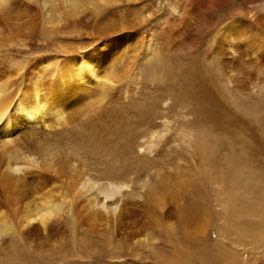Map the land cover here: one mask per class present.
Masks as SVG:
<instances>
[{
    "label": "rangeland",
    "instance_id": "obj_1",
    "mask_svg": "<svg viewBox=\"0 0 264 264\" xmlns=\"http://www.w3.org/2000/svg\"><path fill=\"white\" fill-rule=\"evenodd\" d=\"M248 1L229 0L210 9L213 20L218 19L213 26L197 16L187 24L191 0H126L119 5L130 8L133 18L136 11L146 20L139 22L137 37L119 65V85L113 91L120 102L107 119V137L116 140L126 161L115 178L132 185L131 202L138 200L134 194L145 180L173 186L185 179L188 188L175 206L207 220L206 233L189 237L178 226L168 227L173 231L139 226L122 230L114 240L79 231L74 247L67 223L60 227L59 244L5 234L0 264H264V20L258 19L264 0ZM36 2L32 10L38 18L43 10ZM232 19L249 30V40L262 45L261 51L247 54L242 44L246 75L235 81L228 73L236 70L215 53L214 39ZM38 21L39 30L30 38L0 43L2 78L19 63L30 66L40 56H80L88 47L80 48L95 41L84 35L85 29L59 32ZM115 123H120L116 132ZM152 131L162 133L157 152L132 159L135 152L126 147L150 140ZM217 189L234 198L230 208L220 203ZM85 239L98 250H86Z\"/></svg>",
    "mask_w": 264,
    "mask_h": 264
},
{
    "label": "bare ground",
    "instance_id": "obj_2",
    "mask_svg": "<svg viewBox=\"0 0 264 264\" xmlns=\"http://www.w3.org/2000/svg\"><path fill=\"white\" fill-rule=\"evenodd\" d=\"M33 1L43 10L37 13L42 25L47 23V28L59 32L85 29L84 35L93 37L95 43L82 46L80 49H88L80 56L54 60L40 56L30 66L19 63L9 76L0 75V244L5 242V234L20 241L59 244L60 227L67 223L74 247L79 231L92 236L108 234L114 240L122 230L139 226H178L189 237L205 234L207 220L199 221L175 206L188 188L185 179L171 186L166 181L153 183L149 177L142 191L134 194L138 200L131 202L132 185L126 178H115L118 166L126 161L116 140L107 137V119L116 114L120 102L113 91L119 85V65L131 49L132 37L138 34L139 22L146 19L136 11L133 18L130 8L119 6L126 0H43V4L40 0H0V43L24 40L39 30ZM115 1L117 8H113ZM227 1L191 0L187 24L197 16L213 26L218 19L213 20L209 10ZM93 14L96 17L90 18ZM258 19L264 20V4ZM241 23L227 21L214 38V52L236 70L228 73L232 81L246 75L243 64L248 56L244 59L242 44L245 42L247 54L262 46L248 39L249 30ZM104 87L108 94H103ZM160 133L152 131L150 140L137 142L133 148L128 145L126 149L135 152L132 159L154 155ZM217 196L228 208L233 205L229 201L234 198L224 190L217 189ZM82 244L92 252L99 248L87 239Z\"/></svg>",
    "mask_w": 264,
    "mask_h": 264
}]
</instances>
